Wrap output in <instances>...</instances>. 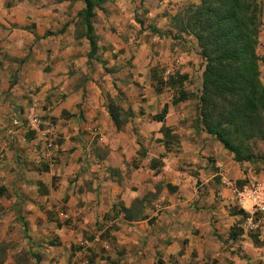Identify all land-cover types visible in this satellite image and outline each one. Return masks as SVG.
<instances>
[{
    "label": "crops",
    "instance_id": "obj_1",
    "mask_svg": "<svg viewBox=\"0 0 264 264\" xmlns=\"http://www.w3.org/2000/svg\"><path fill=\"white\" fill-rule=\"evenodd\" d=\"M155 1L150 30L139 29L131 0L105 1L91 55L81 1L0 0V234L55 252L51 264H66L67 252L70 264H264V240L230 186L263 175L197 125L203 60L192 36L169 32L173 3L199 0H160L168 14ZM154 66L174 84L157 88ZM109 100L132 113L120 129Z\"/></svg>",
    "mask_w": 264,
    "mask_h": 264
},
{
    "label": "trees",
    "instance_id": "obj_2",
    "mask_svg": "<svg viewBox=\"0 0 264 264\" xmlns=\"http://www.w3.org/2000/svg\"><path fill=\"white\" fill-rule=\"evenodd\" d=\"M79 1L84 5L79 14L92 55L96 50L92 20L95 9L106 0ZM261 14L260 0H199L187 4L171 18L178 28L174 37L181 33L194 37L203 60L196 96L197 125L219 141L237 162L264 160V153L255 151L257 140L264 138V83L256 51ZM152 31L163 34L154 28ZM174 82L171 76L167 80L169 86ZM184 97L183 94L172 102ZM107 108L117 129L132 115L113 100L108 101ZM165 112L166 106L152 118L161 121ZM39 263L40 257L36 256V264Z\"/></svg>",
    "mask_w": 264,
    "mask_h": 264
},
{
    "label": "rangeland",
    "instance_id": "obj_3",
    "mask_svg": "<svg viewBox=\"0 0 264 264\" xmlns=\"http://www.w3.org/2000/svg\"><path fill=\"white\" fill-rule=\"evenodd\" d=\"M131 2H132V4L133 3L135 4V7L130 14L135 19L137 24L139 25V29L143 30L144 28H146V29L150 30L151 25H152L151 20H152V18H154L155 15H154V13L152 15L148 14V11H150L149 10L150 6L148 5V0H131ZM145 4H147L146 6H148V7H145ZM169 4L170 3L164 5L163 3L160 2V0H156L155 5L153 7H156V10L159 12H162V13L165 12L168 14L169 12H171L170 9H172V7L169 6ZM175 4L176 3H173V11H176V13L179 12L180 10H182L187 5L186 4V5L182 6V8L178 9L179 7H176ZM101 8L104 9L101 5L99 8H96L95 11L100 10ZM133 26L137 27V25H135V24ZM170 26L173 28V31H172L173 34L178 32V28H177L174 20H173V23L170 21ZM164 32L166 33V31H164ZM169 32H170V30H169ZM173 34L171 33L170 36L173 37ZM183 34L185 36H191L190 34H185V33H183ZM194 40H195V38H194ZM180 41L184 42V44H181V45H183L187 48H194L193 46L191 47V45L185 43L187 40L185 41V39H180ZM178 43H180V42H178ZM109 68H111V67L108 66L105 68V70H109ZM150 74H151L152 78L156 81V87L157 88L160 89L162 87H166L169 85L168 83L166 85L163 83H162L163 85L160 84V81H163V80L160 79L161 69L158 68L157 66H154L151 68ZM137 83L140 86V88L143 89L145 87V85H144L145 81H138ZM196 96H197V94L193 92L192 97L195 98ZM255 151L258 153H264V138L257 140ZM157 163H158V165H157ZM157 163H156V167L159 170V168L162 165V161H160V163L159 162H157ZM250 163H251V166L253 167V169H255L256 171H261V175L264 176V160H257V161L250 162ZM245 182L246 181H241V183H239L238 186H241ZM160 184H163V183L161 182ZM8 233L9 232H6L5 234H2V235L0 234V264H36V258H34L35 254H37L40 257V263L39 264H51L52 262L56 261V259H55L56 253L55 252L45 253V252H42L40 249L39 250L36 249L35 251H32V250L26 251L25 242L21 243L20 241L16 245H17V247H21V249L19 251H17V253H13L12 250L16 245H12L13 240L8 239V238H10ZM21 241H23V240H21ZM67 253H69V254L65 255L66 259L68 261V262H66V264H70V262H75V260L73 258L74 254L72 252L71 253L67 252Z\"/></svg>",
    "mask_w": 264,
    "mask_h": 264
},
{
    "label": "built area",
    "instance_id": "obj_4",
    "mask_svg": "<svg viewBox=\"0 0 264 264\" xmlns=\"http://www.w3.org/2000/svg\"><path fill=\"white\" fill-rule=\"evenodd\" d=\"M40 123L35 115L29 116L28 125L30 128L36 129ZM40 138L44 140L47 147L55 146L53 137L47 132H43ZM230 186L235 194L236 204L246 213L247 227L251 230H257L264 240V176L248 180L241 186L236 183H232Z\"/></svg>",
    "mask_w": 264,
    "mask_h": 264
}]
</instances>
